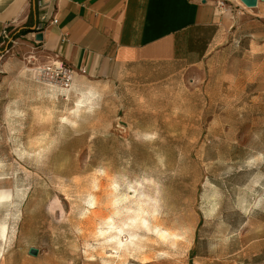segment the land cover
<instances>
[{
  "label": "rangeland",
  "instance_id": "1",
  "mask_svg": "<svg viewBox=\"0 0 264 264\" xmlns=\"http://www.w3.org/2000/svg\"><path fill=\"white\" fill-rule=\"evenodd\" d=\"M225 4L202 64L110 63L69 89L38 79L28 36L0 40V264H264V14ZM112 193L147 210L127 250L98 232Z\"/></svg>",
  "mask_w": 264,
  "mask_h": 264
},
{
  "label": "crops",
  "instance_id": "2",
  "mask_svg": "<svg viewBox=\"0 0 264 264\" xmlns=\"http://www.w3.org/2000/svg\"><path fill=\"white\" fill-rule=\"evenodd\" d=\"M254 8L264 14V2ZM234 15L216 0H0V40L28 27L21 36L36 44L41 63L61 61L88 73L110 63L192 67L214 55Z\"/></svg>",
  "mask_w": 264,
  "mask_h": 264
},
{
  "label": "bare ground",
  "instance_id": "3",
  "mask_svg": "<svg viewBox=\"0 0 264 264\" xmlns=\"http://www.w3.org/2000/svg\"><path fill=\"white\" fill-rule=\"evenodd\" d=\"M14 38L11 33L7 32L5 35L4 43L13 41ZM12 194L10 190L0 189V202H6L10 200ZM112 205L114 207L110 216L106 217L102 223V226L98 229L103 239L107 240L109 245L116 250H127L128 246L133 243V240L123 241L120 236L121 233L127 232L130 237L134 236L137 229L142 228L145 225V214L147 212L145 205L142 202L136 201L135 208L131 206V201H128V195L125 193H112ZM94 207V200L93 206ZM156 222V220H155ZM156 228V226H153ZM145 230H151L148 226ZM7 234L6 225H1V239H5ZM156 234L165 238L161 230H156ZM125 236V234L123 235Z\"/></svg>",
  "mask_w": 264,
  "mask_h": 264
},
{
  "label": "built area",
  "instance_id": "4",
  "mask_svg": "<svg viewBox=\"0 0 264 264\" xmlns=\"http://www.w3.org/2000/svg\"><path fill=\"white\" fill-rule=\"evenodd\" d=\"M216 3L220 8L226 9L225 0H216ZM258 3L259 0H257V4ZM52 20L56 22L57 19L53 18ZM37 70L38 79H42L48 84L58 86L62 89L71 88L77 75L84 72L81 68L75 69L61 61L55 63H44L40 65Z\"/></svg>",
  "mask_w": 264,
  "mask_h": 264
},
{
  "label": "water",
  "instance_id": "5",
  "mask_svg": "<svg viewBox=\"0 0 264 264\" xmlns=\"http://www.w3.org/2000/svg\"><path fill=\"white\" fill-rule=\"evenodd\" d=\"M240 1H241L246 7H256V5H257V0H240ZM259 1L264 2V0H259ZM35 39L41 41V40L43 39V35H42V33H40V32L36 33V35H35ZM36 251H37V249L34 248V247H30V248H29V253H30L31 255H35V254H36Z\"/></svg>",
  "mask_w": 264,
  "mask_h": 264
},
{
  "label": "trees",
  "instance_id": "6",
  "mask_svg": "<svg viewBox=\"0 0 264 264\" xmlns=\"http://www.w3.org/2000/svg\"><path fill=\"white\" fill-rule=\"evenodd\" d=\"M29 31H30V29H29L28 27H26V28L20 30V31L18 32V35L26 34V33L29 32Z\"/></svg>",
  "mask_w": 264,
  "mask_h": 264
}]
</instances>
